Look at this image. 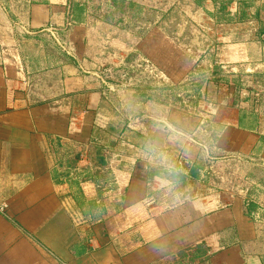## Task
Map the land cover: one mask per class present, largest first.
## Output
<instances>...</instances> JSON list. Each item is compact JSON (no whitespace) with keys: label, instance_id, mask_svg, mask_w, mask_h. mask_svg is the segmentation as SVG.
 Wrapping results in <instances>:
<instances>
[{"label":"crops","instance_id":"1","mask_svg":"<svg viewBox=\"0 0 264 264\" xmlns=\"http://www.w3.org/2000/svg\"><path fill=\"white\" fill-rule=\"evenodd\" d=\"M251 1L246 12L225 9L234 20L218 54L247 76L264 65V0ZM70 7L0 0V264H264L244 202L197 195L186 178L187 200L174 219L142 168L139 149L156 109L198 127L195 118L147 100L136 102L145 115L133 119L108 90L102 62L69 54L55 63L40 40L68 24ZM83 22L74 28L85 40ZM235 111L217 146L251 150L263 120L242 129ZM153 235L170 243L168 255L149 253Z\"/></svg>","mask_w":264,"mask_h":264},{"label":"rangeland","instance_id":"2","mask_svg":"<svg viewBox=\"0 0 264 264\" xmlns=\"http://www.w3.org/2000/svg\"><path fill=\"white\" fill-rule=\"evenodd\" d=\"M235 4L246 12L252 1L70 0L68 24L40 42L55 63L70 55L102 62L108 90L122 110L134 114L133 119L145 115L136 102L153 100L191 115L199 129L211 127L220 135L234 110L244 114L246 125L255 126L261 120L264 124V65L247 76L219 62L221 35L234 20L225 9ZM83 21L85 40L74 28ZM72 34L80 35L79 42H70ZM192 142L196 150L181 161L182 183L186 178L194 180L197 195H216L224 204L244 202L258 226L264 255V136L251 150L217 146L211 158L201 154L197 137Z\"/></svg>","mask_w":264,"mask_h":264},{"label":"clouds","instance_id":"3","mask_svg":"<svg viewBox=\"0 0 264 264\" xmlns=\"http://www.w3.org/2000/svg\"><path fill=\"white\" fill-rule=\"evenodd\" d=\"M151 127V134L144 138L139 149L142 168L146 174H150L153 191L173 210V218L178 219L187 200L182 191L185 169L181 161L189 159L196 150L192 142L194 136L201 142V154L211 158L217 150L219 133L211 127L199 129L182 118L166 115L160 109L154 111ZM165 141L172 144L174 151L166 149ZM160 235H153L146 241L148 251L153 256H164L171 252L170 243L161 239Z\"/></svg>","mask_w":264,"mask_h":264},{"label":"trees","instance_id":"4","mask_svg":"<svg viewBox=\"0 0 264 264\" xmlns=\"http://www.w3.org/2000/svg\"><path fill=\"white\" fill-rule=\"evenodd\" d=\"M78 7H79V9H81L80 6H78ZM242 18H244V15L242 16ZM76 19H78V18H76ZM245 121H246V118H245L244 114H242L240 116V120H239L240 128H242V129H253L254 128V126H252V125H246Z\"/></svg>","mask_w":264,"mask_h":264},{"label":"built area","instance_id":"5","mask_svg":"<svg viewBox=\"0 0 264 264\" xmlns=\"http://www.w3.org/2000/svg\"><path fill=\"white\" fill-rule=\"evenodd\" d=\"M77 168H79V166H77ZM84 184H85V181H82L81 185L84 186ZM0 212L5 213L6 212V208L5 207H0Z\"/></svg>","mask_w":264,"mask_h":264}]
</instances>
